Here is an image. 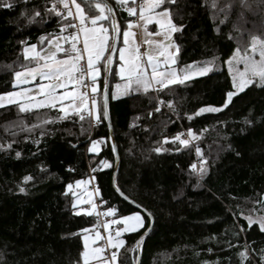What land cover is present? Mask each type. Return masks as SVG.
I'll list each match as a JSON object with an SVG mask.
<instances>
[{"label":"trees","instance_id":"obj_1","mask_svg":"<svg viewBox=\"0 0 264 264\" xmlns=\"http://www.w3.org/2000/svg\"><path fill=\"white\" fill-rule=\"evenodd\" d=\"M104 1L112 7L119 39L120 25L131 17L116 0ZM77 2L90 15L99 14L93 3H104ZM214 2L223 6L221 0H176L171 5L174 22L184 26L182 34H175L181 49L177 66L214 61L213 71L172 86L173 91L150 90L111 100V85L117 81L112 71L107 102L111 134L103 119L44 123L60 114L58 107L26 114L16 105L0 107V144L12 145L0 151V264H84L82 230H95L98 222L93 216L76 215L74 197L65 193L69 183L90 175L103 209L116 208L118 217L141 212L136 208L140 207L146 217L144 228L124 235L117 264H136L138 254L140 264H241L238 253L245 244L251 246L246 264H261L264 231L258 225L249 228L245 217L264 216V87L250 85L220 113H194L203 106H220L226 91L235 90L225 61L235 49H246L252 35L264 38V3L249 0L251 7L246 9L239 0H229L235 10L219 24L223 16L213 8ZM3 3L12 7L0 6V94L14 90L15 71L34 66L23 48L43 46L46 42L39 44V37L60 33L55 16L29 23L35 10L44 14L46 0H0ZM101 65L97 101L102 110L103 61ZM158 106L161 111L155 112ZM189 128L199 137L194 147L170 141ZM93 140L101 144L97 154L87 151ZM113 144L118 157L114 183ZM161 145L170 151L156 153ZM196 146L207 161L203 178L191 169L193 163L199 166ZM101 160L112 167L104 168ZM27 176L32 180L25 181ZM20 187L26 192H19ZM117 187L129 201L116 193ZM147 213L152 214L153 226L137 246L151 221ZM240 226L246 231L237 239L233 233Z\"/></svg>","mask_w":264,"mask_h":264},{"label":"snow or ice","instance_id":"obj_2","mask_svg":"<svg viewBox=\"0 0 264 264\" xmlns=\"http://www.w3.org/2000/svg\"><path fill=\"white\" fill-rule=\"evenodd\" d=\"M135 2V0H133ZM264 3V0H260ZM51 4L48 7V4ZM117 3L121 6L129 4V0H117ZM176 0H147L145 4L140 5V20L144 23L145 32L148 37H160L159 39L146 38L143 43L147 45V50L141 51L136 43L132 40L133 33L130 30L133 27L132 23L128 24L129 30L123 31V46L119 47V61L118 75L123 84L117 83L115 85L118 91L125 94L129 90L136 93H148L150 90L160 92L165 89L173 91L172 86L184 85L187 81L204 77L208 73L213 71L214 61L205 63L203 66H199L195 62L185 65L183 69L178 70L175 67L178 63V57L180 54V46L176 42L175 34L183 33L184 26L178 25L174 22L171 5L175 4ZM223 6L213 3V8L218 9V13L223 16V19L219 20V24H224L229 19V10H235V5L230 3L229 0H221ZM239 4L242 8L250 9L251 4L249 0H239ZM4 8H11L12 4L3 3L0 5ZM75 8V15L72 8ZM95 8L99 11V14L94 15L91 18V26L86 25V19L84 9L77 0H46L44 6V14L42 15L40 10H35L33 16L29 19V23L36 22V18H40V22H46L44 17L49 19L55 16L58 19L57 23L60 27V33H51L48 35H42L39 37V44L43 45L45 42L50 46L47 49L37 50V44H30L24 47L23 52L26 60H32L35 62V67L24 66L22 71H15L14 86L18 87V91H10L5 94H0V107L5 105H16L19 113H30L33 109H56L59 106V115L52 120H45L44 123H55L57 120H67L73 117H78L79 121H84L86 118H92L95 122L99 123L101 119L110 120L108 103H107V90H108V74L113 71L111 65L113 63L112 55L109 54L105 57V52L110 50V53L117 52L116 37L120 32V28L117 25L116 19L111 15L112 8L107 3H95ZM136 7H127L129 15H135ZM107 13V14H106ZM68 17L78 19L79 23H68ZM238 19H242V13ZM111 20V40L110 30L104 26V21ZM155 24L157 29L154 32H149L147 26ZM69 28L75 29L68 35H63ZM238 30V29H237ZM219 31V28H217ZM83 35V48L77 47V43ZM61 40L64 43L71 45L70 50L62 46ZM24 44V41H21ZM69 52L71 54H69ZM43 53V54H42ZM58 53H65V59L57 58ZM86 53V67L81 64ZM257 56L259 59H257ZM103 61L104 76V104L102 110L98 106L97 94L98 84L97 81L101 77V61ZM146 58V60H145ZM228 71L231 74L232 88L235 90H227L223 102L220 106H203L198 109L195 116H199L204 113H220L234 102V98L239 93L244 92L250 85L256 84L257 87H264V38L256 35L251 36V52L244 50L241 54V49L237 48L234 51L231 59L227 61ZM243 65L241 69L239 65ZM148 68L151 69V74L148 73ZM39 77L41 81H47V83L41 82L34 88L20 87L21 85L30 84L31 81ZM90 81V82H89ZM73 86L71 91H68L69 85ZM158 86V87H157ZM90 88L91 94L86 90ZM57 89H65L64 92H58ZM85 89V90H81ZM117 92L112 93V97L115 98ZM70 101V103H65ZM169 107H173L169 102ZM155 112H160V107H156ZM153 113L149 112V117ZM191 120L193 117L190 115L187 117ZM250 123L249 121H245ZM31 131V129H27ZM43 135V133H41ZM199 139L197 134L189 128L187 133H178L171 138V142L175 144L179 143L180 146L188 148L190 143ZM39 143V141H34ZM165 143L169 142L165 137ZM100 141L93 140L91 147L88 148L90 153H98ZM12 145L9 143L6 146L0 144V151L11 149ZM75 147V145H73ZM180 151V147L175 149ZM113 153H116V146H112ZM156 153L162 151H170L161 145L154 149ZM196 156L200 158L199 166L196 163L191 164V169L197 174L198 177L203 178L208 172L206 158L202 155V149L200 146L195 147ZM21 153L16 152V156L20 157ZM104 168H111L112 165L107 160H101L99 162ZM73 170V169H69ZM97 169H93L96 171ZM32 180L31 176L25 177V181ZM87 180H76L75 187L81 189V193L86 192V198L76 191H74V185L69 183L67 185L66 195L71 193L73 197H76L73 203V208H76L81 204H88L90 208H81L76 215L83 213L86 216L100 217L101 215L106 217H116L117 209L114 207H108L103 213L97 211V204L94 202V195H99V188L94 191H86L81 186L87 185ZM116 191H120L117 187ZM19 192L25 193L24 187L19 188ZM121 196L124 194L121 192ZM127 199V197H125ZM147 218L152 219V214L147 213ZM248 227L258 225L261 231H264V216L260 218H254L249 215L245 217ZM146 217L141 215V212L136 211L130 215H121L119 218H113L103 224V228L109 232L107 237V244L113 249H120L125 241L121 237L125 233L137 232L139 229L145 227ZM111 226H117L112 234ZM152 224H148V229L151 230ZM246 230L243 226L239 227V231L234 232L233 236L237 239L242 232ZM84 252L83 261L84 264H90V261H95L96 264H109V260L102 259V254L105 249L103 247H91L97 240L102 239L99 231L95 232V236L88 234L89 229L82 230ZM148 233L146 232L140 237V241L137 242V246L144 240V237ZM250 245L245 244L243 250L238 253L241 259V264L251 258ZM212 251L211 248L208 249ZM261 264H264V248L259 250ZM111 261L117 260V253H111Z\"/></svg>","mask_w":264,"mask_h":264},{"label":"rangeland","instance_id":"obj_3","mask_svg":"<svg viewBox=\"0 0 264 264\" xmlns=\"http://www.w3.org/2000/svg\"><path fill=\"white\" fill-rule=\"evenodd\" d=\"M116 2H117V0H116ZM147 2V0H135V2H133V0H129V4L128 5H125V6H121V5H119L121 8H123V11H125L126 12V14L127 15H129V13L127 12V7H136V9H137V11H136V13H135V15H129V17H131L130 19H128V21L125 23V25L123 24L122 26L120 25V27H121V34H120V36H119V39H118V46H117V52L114 54V56H113V63H112V66H113V73H114V75L116 76V78H119V81H114L113 83H112V85H111V91H110V99L111 100H114V99H117V98H121V97H124V96H127V95H130V94H132V93H136V92H133V91H131V90H129V92L127 93V94H125V93H123V92H121V91H118L117 89H116V87H115V85L117 84V83H120V84H123L124 83V81L123 80H121L120 79V77H119V75H118V66H119V64H120V61H119V52H118V49H119V47H122L123 46V31L124 30H129L128 29V24L129 23H132L133 24V27L130 29L131 31H132V33H133V36H132V40L136 43V45L140 48V50L143 52V51H145V50H147V45H145L144 43H143V41L146 39V38H152V39H159L160 37H155V36H153V37H148L147 36V34H146V32H145V28H144V23H143V21H141L140 20V11H139V7H140V5H142V4H145ZM93 5H94V7H95V3H93ZM72 11H73V14L75 15V8H74V6H73V8H72ZM98 11V10H97ZM84 12H85V10H84ZM99 12V11H98ZM94 15H97V14H92V15H90V14H88V13H86L85 12V16L90 20V25L89 26H91V18L94 16ZM71 19H72V23H74V24H78L79 23V21H78V19H73V17H70ZM104 23V26L105 27H108L109 28V30H110V32H109V34H110V40H109V43H111L112 42V40H111V24H109V22H107V21H104L103 22ZM157 27L158 26H156L155 24H151V25H148L147 26V28H148V31L149 32H154L156 29H157ZM75 29H73L72 31H74ZM71 31V32H72ZM70 32H65V33H63V35H68ZM61 44H62V46L64 47V48H66V49H69L70 50V48H71V45L70 44H68V43H64V41L63 40H61ZM26 47V46H25ZM50 46L46 43L45 45H43V46H38V48H37V50H40V49H47V48H49ZM77 47L78 48H80V49H82L83 48V35L81 34V39H80V41L77 43ZM24 49V48H23ZM244 50H247L249 53L251 52V42L249 43V45H248V47L246 48V49H243V50H241V54H243L244 53ZM22 52H23V50H22ZM108 52H109V50H108ZM43 54V53H42ZM69 54H71L70 52H69ZM234 54V53H233ZM233 54L225 61V67H226V69H227V72H228V74H229V77H230V79H231V74L229 73V71H228V64H227V61L229 60V59H231V57L233 56ZM23 55H24V52H23ZM108 56V55H107ZM25 57V56H24ZM57 58H59V59H65L66 58V55H65V53H58L57 54ZM86 59H87V56H86V53L84 54V59L81 61V63H84V65L86 66ZM257 59H259V57L257 56ZM145 60H146V58H145ZM102 61H104V58H102ZM101 61V62H102ZM33 63H34V66L33 67H35L36 66V64H35V62L33 61ZM196 64H198L199 66H203L204 64H199V63H196ZM102 65L100 64V67H101ZM175 67H177V69L178 70H180V69H183L184 67H178L177 65L175 66ZM239 67L242 69L243 68V65L241 64V65H239ZM148 73H149V75L151 74V69L150 68H148ZM194 79V78H193ZM192 80V79H191ZM34 82H33V84H27V85H21L20 87H30V88H34L37 84H39V83H41V82H44V83H47V81H41L40 80V78L39 77H36V79L35 80H33ZM98 81H99V79H98ZM190 81V80H189ZM15 87V86H14ZM158 87V86H157ZM73 89V86L70 84L69 86H68V91H71ZM19 90V88L18 87H15L14 88V90H11V91H18ZM88 92H89V88L88 89H86ZM57 91L58 92H64L65 91V89H57ZM10 92V91H9ZM113 92H117V95H116V97L115 98H113L112 97V93ZM3 94H5V93H3ZM65 103H70V101H65ZM6 106V105H5ZM58 109H59V106H58ZM92 120H94V119H92ZM185 133H187V131L185 132ZM170 141H171V139H170ZM92 142V141H91ZM91 142L89 143V145H88V148L89 147H91ZM194 142H195V140L194 141H192L191 143H190V146H192V147H194ZM98 147H99V152H100V150H101V144L99 143V145H98ZM88 148H87V151H88ZM98 152V153H99ZM88 153H90L89 151H88ZM90 154H97V153H90ZM85 180H87L88 181V184L87 185H83V186H81L82 188H84V189H88V188H91L92 186H93V184H94V182H93V178L91 177V175H90V177H88L87 179H85ZM96 189V187L94 186V189L92 190V191H94ZM74 191H76L78 194H80V195H82V196H84L85 198H86V192H83V193H81V189H78V188H76L75 187V184H74ZM98 197H99V195H94V197H93V200H94V202L96 203V200H98ZM75 200H76V197H74V202H75ZM73 202V203H74ZM100 205V207H101V209L99 210V212H101V213H103L104 211H106L107 209H103L102 208V204L101 203H99ZM91 206L90 205H88V204H81V205H78L77 207H76V212H78L81 208H90ZM132 214V213H131ZM128 215H130V214H128ZM115 218H119V216L118 217H115ZM255 218H260V217H255ZM105 222H103L99 227H96V229L95 230H92V231H89V233L88 234H90V235H92L93 237L95 236V232L96 231H99L100 232V234H101V237H102V239H100V240H97L96 241V243L95 244H93V245H91V247H103L104 249H105V247H104V243L106 242L107 243V237H108V235H109V232L107 231V230H105L104 228H103V224H104ZM140 230V229H139ZM112 234L114 235V231H112ZM126 234H128V233H125V234H123V236L121 237L122 239H124V235H126ZM82 245H83V252H84V242H83V236H82ZM107 248L110 250V249H113V248H111L110 246H108V244H107ZM115 251H116V253L118 254V249H114ZM83 252H82V261H83ZM102 259H105L104 258V256H103V254H102ZM83 263H84V261H83ZM90 264H96V262L95 261H90ZM109 264H117V260L115 261V262H112V261H109Z\"/></svg>","mask_w":264,"mask_h":264},{"label":"water","instance_id":"obj_4","mask_svg":"<svg viewBox=\"0 0 264 264\" xmlns=\"http://www.w3.org/2000/svg\"><path fill=\"white\" fill-rule=\"evenodd\" d=\"M101 2H104V3H106L104 0H100ZM107 4H109V3H107ZM110 5V4H109ZM111 6V5H110ZM112 8V7H111ZM111 15L112 16H114V14H113V10H112V13H111ZM117 39H118V35H117V37H116V43H117ZM109 54H113V53H110V51H109V53H108V55ZM105 91V90H104ZM104 91H103V99H102V107H103V104H104ZM109 95V74H108V90H107V96ZM107 102H108V98H107ZM106 122H107V124H108V130H109V133L111 134V126H110V123H109V120H106ZM117 163H118V157H117V153H115V167H114V169H115V171H114V173H113V177H112V183H114V181H115V176H116V168H117ZM116 193L121 197V198H123V199H125V196L123 195V196H121V192L119 191H116ZM125 200H128V199H125ZM129 201V200H128ZM131 202V201H130ZM138 210H140L141 212H143L144 213V211L140 208V207H136ZM150 223L152 224V226H153V221H152V219H151V221H150ZM151 230H149V229H147L146 231H145V233L147 232V233H149ZM144 233V234H145ZM143 234V235H144ZM143 235H141V236H143ZM140 236V237H141ZM140 237H139V239L137 240V242L138 241H140ZM136 264H140V255L138 254V256H137V262H136Z\"/></svg>","mask_w":264,"mask_h":264},{"label":"built area","instance_id":"obj_5","mask_svg":"<svg viewBox=\"0 0 264 264\" xmlns=\"http://www.w3.org/2000/svg\"><path fill=\"white\" fill-rule=\"evenodd\" d=\"M90 24V20L87 18L86 19V25H89ZM72 30H73V28H72ZM71 30V31H72ZM81 64H83L84 65V63H81ZM85 66V65H84ZM86 67V66H85ZM82 90H85V89H82ZM181 132H183V133H185L184 131H181ZM181 132H179V133H181ZM178 134V133H177ZM186 134V133H185ZM94 189V186H92L91 188H88L86 191H92ZM96 204H97V206H98V208H97V211H99L101 208H100V206H99V203H98V200H96ZM93 217L95 218V220H97V222H98V227L103 223V222H107L108 220H110V219H113V218H115V217H106V216H103V215H101L100 217H96L95 215H93ZM117 226H111V229H112V231H115V228H116ZM104 247H105V251H104V253H103V256H104V258L105 259H107V260H109V261H111V253L112 252H116L114 249H108L107 248V243L105 242L104 243Z\"/></svg>","mask_w":264,"mask_h":264},{"label":"crops","instance_id":"obj_6","mask_svg":"<svg viewBox=\"0 0 264 264\" xmlns=\"http://www.w3.org/2000/svg\"><path fill=\"white\" fill-rule=\"evenodd\" d=\"M90 25V24H89ZM87 25V26H89ZM108 51L105 52V56L107 55ZM117 81H119V78H117ZM90 82V81H89ZM98 84V91H99V81H97ZM82 90V89H81ZM89 94H91V89L89 88ZM98 95V94H97ZM92 119V118H91ZM94 121V120H93Z\"/></svg>","mask_w":264,"mask_h":264}]
</instances>
